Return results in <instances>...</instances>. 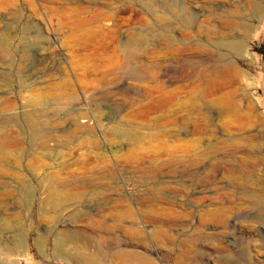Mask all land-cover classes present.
I'll return each instance as SVG.
<instances>
[{"label": "rangeland", "instance_id": "1", "mask_svg": "<svg viewBox=\"0 0 264 264\" xmlns=\"http://www.w3.org/2000/svg\"><path fill=\"white\" fill-rule=\"evenodd\" d=\"M260 4L0 0V264H264Z\"/></svg>", "mask_w": 264, "mask_h": 264}, {"label": "bare ground", "instance_id": "2", "mask_svg": "<svg viewBox=\"0 0 264 264\" xmlns=\"http://www.w3.org/2000/svg\"><path fill=\"white\" fill-rule=\"evenodd\" d=\"M256 7H258V6H256ZM257 18H258V21L260 22V23H264V5H262V4H260V6L257 8ZM233 24H236V22H234ZM231 25H232V23H231ZM235 25H233L232 27H234ZM237 26V25H236ZM235 26V27H236ZM258 26V25H257ZM257 28V27H256ZM253 29V28H252ZM250 39V38H249ZM131 233V235L134 237L135 236V238L138 236V234L135 232V231H131L130 232ZM77 245V244H76ZM77 247V246H76ZM127 252V251H126ZM126 255L128 256V257H130V256H132L133 258H135V253H133V252H129V253H126Z\"/></svg>", "mask_w": 264, "mask_h": 264}]
</instances>
